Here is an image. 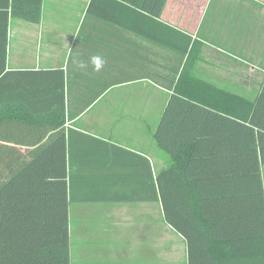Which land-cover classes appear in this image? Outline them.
<instances>
[{
    "label": "crops",
    "instance_id": "obj_1",
    "mask_svg": "<svg viewBox=\"0 0 264 264\" xmlns=\"http://www.w3.org/2000/svg\"><path fill=\"white\" fill-rule=\"evenodd\" d=\"M89 1L42 0L37 22L9 20V74L0 91L9 92L3 100L10 104L0 135L23 140L19 148L30 159L57 135L52 124L62 118L66 147L89 172L88 187L107 188L111 199L91 194L97 199L69 206L74 264H188L185 239L147 196L151 176L171 164L153 136L171 92L160 84L178 76L185 58L101 19L83 24ZM160 19L197 43L188 72L196 79L181 83L186 94L234 108L232 95L255 97L264 77V0H166ZM70 53L85 62L100 54L107 63L99 72L91 64L77 69ZM61 80L62 117L49 114ZM211 246L219 258L228 246H264V239Z\"/></svg>",
    "mask_w": 264,
    "mask_h": 264
},
{
    "label": "trees",
    "instance_id": "obj_2",
    "mask_svg": "<svg viewBox=\"0 0 264 264\" xmlns=\"http://www.w3.org/2000/svg\"><path fill=\"white\" fill-rule=\"evenodd\" d=\"M165 1L90 0L82 23L101 19L185 58L178 76L160 84L171 92L153 136L171 164L151 176L147 196L160 201L165 221L185 239L188 264H264V246H228L219 258L211 246L264 239V77L253 99L224 94L236 108L186 94L181 83L196 79L188 72L197 43L160 19ZM41 6L42 0H0V88L9 74V20L37 22ZM57 93L49 114L61 116L63 80ZM8 94L0 91V116L7 115ZM52 125L57 135L30 159L19 148L23 140L0 135V264H71L69 206L96 200L91 194L111 199L107 188L88 187L89 172L77 168L66 147L62 118Z\"/></svg>",
    "mask_w": 264,
    "mask_h": 264
},
{
    "label": "clouds",
    "instance_id": "obj_3",
    "mask_svg": "<svg viewBox=\"0 0 264 264\" xmlns=\"http://www.w3.org/2000/svg\"><path fill=\"white\" fill-rule=\"evenodd\" d=\"M70 57L72 65L77 69H86L88 65L91 64L93 70L99 72L104 68L105 64L107 63L106 59L100 54L91 56L87 62L79 58L78 55L71 56L70 53Z\"/></svg>",
    "mask_w": 264,
    "mask_h": 264
},
{
    "label": "rangeland",
    "instance_id": "obj_4",
    "mask_svg": "<svg viewBox=\"0 0 264 264\" xmlns=\"http://www.w3.org/2000/svg\"><path fill=\"white\" fill-rule=\"evenodd\" d=\"M262 179H263V184H264V165L262 167ZM70 223H71L70 224V229H71V236H70V240H71V242H70V258H71V264H74V261H75V254H74L75 246H73V244H74V240H75L74 233H75V230L77 229V225L74 222V220H71V218H70Z\"/></svg>",
    "mask_w": 264,
    "mask_h": 264
}]
</instances>
